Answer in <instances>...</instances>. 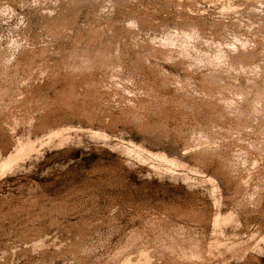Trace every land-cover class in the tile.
Segmentation results:
<instances>
[{
    "label": "rangeland",
    "instance_id": "rangeland-1",
    "mask_svg": "<svg viewBox=\"0 0 264 264\" xmlns=\"http://www.w3.org/2000/svg\"><path fill=\"white\" fill-rule=\"evenodd\" d=\"M8 159L0 264H264V0H0Z\"/></svg>",
    "mask_w": 264,
    "mask_h": 264
},
{
    "label": "bare ground",
    "instance_id": "bare-ground-1",
    "mask_svg": "<svg viewBox=\"0 0 264 264\" xmlns=\"http://www.w3.org/2000/svg\"><path fill=\"white\" fill-rule=\"evenodd\" d=\"M53 136H55V135H53ZM50 138V137H49ZM54 138V137H53ZM135 146V145H134ZM20 150V149H19ZM33 150V149H32ZM134 153V152H133ZM18 154V153H17ZM27 154V153H26ZM137 155V154H136ZM18 156H19V154H18ZM22 156V155H21ZM154 156V155H153ZM157 158H160V159H163V160H166V161H168V159L164 156V155H159V154H156L155 155ZM10 157V156H9ZM14 158V157H13ZM10 161H12V160H7V161H2L1 162V164H0V168L1 169H3V168H5V170H6V167L8 166L9 167V165H10ZM170 163L171 164H173L174 162L171 160L170 161ZM8 169V168H7ZM4 170V169H3ZM2 170V171H3ZM2 174V173H1ZM210 179V178H209ZM220 219V218H219ZM218 221V220H217Z\"/></svg>",
    "mask_w": 264,
    "mask_h": 264
}]
</instances>
